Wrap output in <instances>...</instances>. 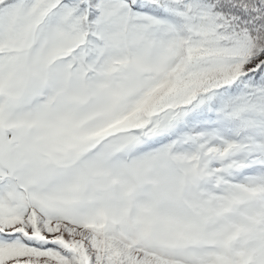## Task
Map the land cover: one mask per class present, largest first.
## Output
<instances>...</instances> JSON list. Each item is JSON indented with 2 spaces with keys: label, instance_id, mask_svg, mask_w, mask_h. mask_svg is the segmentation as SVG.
Returning a JSON list of instances; mask_svg holds the SVG:
<instances>
[{
  "label": "snow or ice",
  "instance_id": "obj_1",
  "mask_svg": "<svg viewBox=\"0 0 264 264\" xmlns=\"http://www.w3.org/2000/svg\"><path fill=\"white\" fill-rule=\"evenodd\" d=\"M0 264H264V0H0Z\"/></svg>",
  "mask_w": 264,
  "mask_h": 264
}]
</instances>
